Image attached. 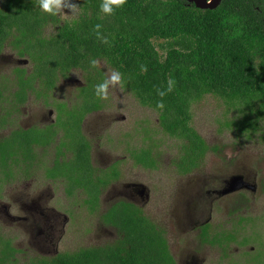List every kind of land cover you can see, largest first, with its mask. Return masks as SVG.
I'll return each mask as SVG.
<instances>
[{"label":"trees","instance_id":"16d2710c","mask_svg":"<svg viewBox=\"0 0 264 264\" xmlns=\"http://www.w3.org/2000/svg\"><path fill=\"white\" fill-rule=\"evenodd\" d=\"M74 1L77 17L61 20L42 12L36 0H1L0 51L6 45L19 57L27 56L32 66L25 80L20 71L19 88L28 83L33 89V79L39 78L51 89L58 78L78 70L84 75V86L78 88L84 103L73 108L81 104L87 112L99 110L96 86L106 77L98 62H105L120 75L121 90L154 110L161 131L178 141L171 166L180 176L199 168L216 150L191 126L192 105L203 97L211 95L238 108L241 117L225 122L236 136L258 132L264 118V0H221L212 10L184 0H126L112 14L101 10L103 0ZM49 26L54 30L45 34ZM155 41L162 42L159 51ZM84 112L67 110L70 119L64 127L78 132ZM10 142H0V151ZM85 145L77 149V162L84 159ZM152 153L151 147L142 148L135 158L144 168L154 167ZM66 166L75 171V184L92 188L83 189L85 201L96 204L98 186L108 181L94 173L92 177L94 170L80 163ZM66 192L72 194L71 189ZM119 205L125 207L122 212L116 206L110 210V221L118 229L116 242L61 253L41 264H173L161 231L133 207Z\"/></svg>","mask_w":264,"mask_h":264},{"label":"flooded vegetation","instance_id":"af4514ba","mask_svg":"<svg viewBox=\"0 0 264 264\" xmlns=\"http://www.w3.org/2000/svg\"><path fill=\"white\" fill-rule=\"evenodd\" d=\"M0 62L4 63L7 71L6 75H0V131L4 132L0 135V142L11 140L8 147L0 151V264H41L61 253L77 251L78 248L59 251L58 245L68 223L75 220L73 209L80 204L88 215H97L107 238L101 245L83 248L110 245L118 240V229L110 221V210L116 206L122 212L125 207L119 204H124L133 207V211L137 210L138 216L147 218L156 231H161L173 264H253L250 259L253 253L250 256L245 252L238 254L239 248L250 241L259 243L256 250L255 247L250 249L263 254L261 263L264 264V245L260 244L263 242L262 236L256 238L259 231L253 229L257 223L247 215L238 216L237 210L238 205L246 206L253 202L257 191L255 178L248 179L242 175L254 189H242L225 195L221 192L226 188L225 181L229 177L212 189H177L173 196L179 198V202L173 203L174 208L166 205L167 217L158 219L147 210L156 189L138 179L141 170H159L160 155L153 152L152 156L156 159L152 165L154 167L144 168L135 158V155L140 156L142 148L129 149L127 154L131 166L126 170L124 157L111 160L101 152L97 154V162L100 163L97 165L100 167H96L92 141L83 127L86 118L100 112L103 106L90 112L81 108V104L74 109L77 103H84L77 88L73 103L68 98L55 99L60 78L51 89H45L39 78L33 79V89L28 88V83L23 84V89L19 88L17 79L20 71H24L25 80L30 77L32 66L27 56L19 57L6 45L0 51ZM83 86L84 83L79 85ZM67 110L71 113L74 110L86 111L81 117L78 132L73 126L64 127L70 119V115H66ZM80 144H86V151L82 150L84 159L79 158L78 162L82 160L79 163L86 170H94L92 177L94 173L108 181L104 186H98L97 189L101 190L96 204L85 201L87 196L83 189L92 188L75 184L76 173L66 166L79 165L76 158ZM134 168L139 171H130ZM8 189L13 192L9 194ZM66 189H71L72 194L68 195ZM104 190L107 191L102 207ZM225 196L243 199V202L233 203L231 210L235 217L225 219L227 224L212 216L217 203ZM170 209L172 212L169 215ZM248 225L249 235L244 236L241 231L248 229Z\"/></svg>","mask_w":264,"mask_h":264},{"label":"rangeland","instance_id":"374dc122","mask_svg":"<svg viewBox=\"0 0 264 264\" xmlns=\"http://www.w3.org/2000/svg\"><path fill=\"white\" fill-rule=\"evenodd\" d=\"M67 3L76 4L74 0H67ZM79 12L78 7L75 11L65 8L57 15L61 20H71L76 18ZM53 30L54 28L49 26L45 29V33ZM160 43L162 44L161 41L154 42L158 51ZM7 53L9 54L8 50ZM98 67L106 79L114 73L103 61L98 62ZM5 73H7L5 65L0 62V75H6ZM81 83H84L83 73L80 71L70 72L68 77L58 80L57 93L54 98L65 100L68 98L73 103L77 94L76 88L78 89ZM101 104L103 108L100 112L90 114L83 127L85 134L90 136L92 141L96 167H100L97 165L100 164L97 162V154L102 152L104 157H109L111 160L124 157V165L127 170L131 166L127 154L129 149L151 147L154 153L160 155V168L153 172L141 170V177L138 180L150 185L152 189H156L152 203L147 206V210L153 212L158 219L167 217L166 205H171L174 208V204L179 202L180 199L173 196L176 195L177 189H212L235 174L243 175L248 179L255 178L257 191L254 194L253 202L251 201L246 206L240 204L237 210L238 216L247 215L249 219L257 223L253 229L259 231L258 235L256 233V238L261 235L263 242L260 244L264 245V118L259 120L260 129L258 132L249 137L236 136L233 131L225 127V122L241 117L237 107L234 109L211 95H207L193 104L191 126L208 146L216 147V150L210 151L206 155L203 163L195 172L180 178L176 176L171 166V160L177 154L178 141L169 138L161 131L157 113L154 110L141 106L131 94L121 90L119 84L109 86L107 99H101ZM2 133L4 132L0 131V135ZM130 171L137 173L139 169L134 168ZM106 191L104 190L101 196L102 207H104L103 196ZM8 192L10 194L13 190L8 189ZM236 201L238 204L239 201L243 202V199L239 196L222 197L217 203V209L212 211L213 218L227 224L225 219L235 217L231 209ZM78 202H81V198ZM107 204L105 203V205ZM169 211L170 215L172 210ZM73 212L75 220L73 223L72 221L68 223L65 235L58 245L59 251L77 250V248L94 244L101 245L107 240L97 215H88L81 204L73 209ZM249 230L250 226L248 225V229L241 232L247 236ZM257 244L259 243L256 241L247 242L244 247L239 248L238 254L245 252L250 256L253 253L250 256L253 264H262L263 254L255 251ZM250 247H255V252L251 251ZM232 252H234L233 248ZM246 258L244 257V259ZM239 261L241 260L239 259Z\"/></svg>","mask_w":264,"mask_h":264},{"label":"clouds","instance_id":"9594fccd","mask_svg":"<svg viewBox=\"0 0 264 264\" xmlns=\"http://www.w3.org/2000/svg\"><path fill=\"white\" fill-rule=\"evenodd\" d=\"M38 7L44 13L55 15L61 10L67 8L71 11H75L78 7L76 4L67 3V0H36ZM126 3V0H103L101 10L105 14H112L113 7H120ZM99 28V25H97ZM93 66L96 65V61H92ZM146 71V69H144ZM120 83V75L113 73L110 78L106 79L103 83L96 86V95L100 99H107L109 86H115ZM171 90V89H169ZM163 95V93H160ZM158 107H163V104H158Z\"/></svg>","mask_w":264,"mask_h":264},{"label":"water","instance_id":"95a60500","mask_svg":"<svg viewBox=\"0 0 264 264\" xmlns=\"http://www.w3.org/2000/svg\"><path fill=\"white\" fill-rule=\"evenodd\" d=\"M193 4L197 9H215L221 3V0H184ZM226 188L221 192L222 195L236 192L242 189H254V186L250 185L243 179L242 175L235 174L230 176L226 181Z\"/></svg>","mask_w":264,"mask_h":264}]
</instances>
